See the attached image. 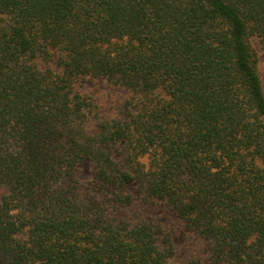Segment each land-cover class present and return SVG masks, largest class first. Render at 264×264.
<instances>
[{
	"label": "trees",
	"instance_id": "1",
	"mask_svg": "<svg viewBox=\"0 0 264 264\" xmlns=\"http://www.w3.org/2000/svg\"><path fill=\"white\" fill-rule=\"evenodd\" d=\"M252 35L264 53V0H0V264H168L135 184L204 240L195 264H264ZM98 78L133 91L123 119L76 90Z\"/></svg>",
	"mask_w": 264,
	"mask_h": 264
},
{
	"label": "rangeland",
	"instance_id": "2",
	"mask_svg": "<svg viewBox=\"0 0 264 264\" xmlns=\"http://www.w3.org/2000/svg\"><path fill=\"white\" fill-rule=\"evenodd\" d=\"M252 48L258 55L257 69L264 89V53L261 48L260 38L256 35L249 37ZM39 66L49 64L57 70L54 62H45L38 59ZM80 93L90 96L96 112L102 119H123L126 101L133 94L130 88L113 83L105 78L91 79L76 89ZM79 176L88 179L91 176V165L84 162L80 166ZM134 194V211L145 220L160 224L164 235L170 239L174 248V254L168 258V264H195L205 255L204 240L197 235L183 230V223L176 212L169 208L163 199H158L156 204L147 207L139 203V192L136 184L130 187ZM4 188L0 187V195Z\"/></svg>",
	"mask_w": 264,
	"mask_h": 264
}]
</instances>
